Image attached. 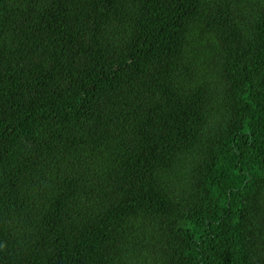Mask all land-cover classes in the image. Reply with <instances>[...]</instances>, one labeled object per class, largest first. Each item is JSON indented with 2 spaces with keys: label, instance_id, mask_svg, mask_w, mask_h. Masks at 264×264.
Returning <instances> with one entry per match:
<instances>
[{
  "label": "trees",
  "instance_id": "16d2710c",
  "mask_svg": "<svg viewBox=\"0 0 264 264\" xmlns=\"http://www.w3.org/2000/svg\"><path fill=\"white\" fill-rule=\"evenodd\" d=\"M68 223L69 264H264V0H0V264Z\"/></svg>",
  "mask_w": 264,
  "mask_h": 264
}]
</instances>
